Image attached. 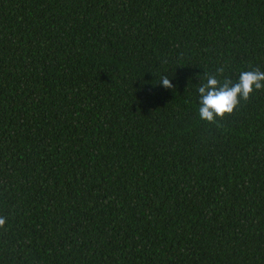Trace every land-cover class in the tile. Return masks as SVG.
I'll return each instance as SVG.
<instances>
[{
  "label": "trees",
  "instance_id": "16d2710c",
  "mask_svg": "<svg viewBox=\"0 0 264 264\" xmlns=\"http://www.w3.org/2000/svg\"><path fill=\"white\" fill-rule=\"evenodd\" d=\"M222 66L264 71V0H0V264H264V90L201 121Z\"/></svg>",
  "mask_w": 264,
  "mask_h": 264
},
{
  "label": "clouds",
  "instance_id": "9594fccd",
  "mask_svg": "<svg viewBox=\"0 0 264 264\" xmlns=\"http://www.w3.org/2000/svg\"><path fill=\"white\" fill-rule=\"evenodd\" d=\"M225 68L219 67L214 73L199 76L197 88L199 119L208 124L221 126L218 122L234 114L241 101L247 102L255 91L264 90V71L259 68L244 70L233 81L225 75ZM164 89H173L171 79L164 75L159 79ZM7 218L0 216V229H4Z\"/></svg>",
  "mask_w": 264,
  "mask_h": 264
}]
</instances>
